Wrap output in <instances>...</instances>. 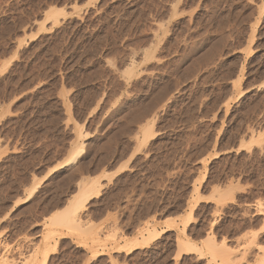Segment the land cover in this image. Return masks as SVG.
<instances>
[{"label": "rangeland", "instance_id": "1", "mask_svg": "<svg viewBox=\"0 0 264 264\" xmlns=\"http://www.w3.org/2000/svg\"><path fill=\"white\" fill-rule=\"evenodd\" d=\"M263 227L264 0H0V264H261Z\"/></svg>", "mask_w": 264, "mask_h": 264}, {"label": "bare ground", "instance_id": "2", "mask_svg": "<svg viewBox=\"0 0 264 264\" xmlns=\"http://www.w3.org/2000/svg\"><path fill=\"white\" fill-rule=\"evenodd\" d=\"M45 15H46V17H47V19H50V20H52V22H53V25L54 26H56V25H58L59 23H60V17H62V18H66L67 16H68V13H67V11H66V9L65 8H57V7H51V8H49L47 11H46V13H45ZM52 27V26H51ZM42 28H45V27H42ZM45 30V29H44ZM24 44V43H23ZM82 46V45H81ZM86 46V45H85ZM92 50V49H91ZM46 54V53H45ZM135 62V61H134ZM133 61H132V64L134 63ZM75 63V62H74ZM131 73V72H130ZM147 84V83H146ZM70 86V85H69ZM95 96V95H94ZM93 97V96H92ZM152 129V128H151ZM152 130H149V129H147L146 131H145V141L146 140H149L150 138H152V136H153V134L154 133H152L151 132ZM85 134V133H84ZM83 145H81V146H77V149H76V151L74 152V154H73V157L71 158V161L73 160V162H75L78 158H79V156L81 155V153L83 152ZM112 176H113V174H112ZM106 177H109V175L107 176V175H105L104 173L102 174V176H99L98 177V175H97V177H95V178H88L87 177V179H82V181L79 183V189L77 190V194H76V196H74L73 197V199H75V201H76V199H77V197H79L80 198V200H79V202L80 201H87V200H89V199H91L93 196L95 197V195H98L99 196V194H100V192H102L101 190H102V188L104 187V183H103V179L104 178H106ZM111 177V176H110ZM110 177H109V180H110ZM112 178V177H111ZM46 179V178H45ZM107 180H108V178H107ZM112 180V179H111ZM107 182H109V181H107ZM107 184V183H106ZM105 184V185H106ZM37 187H38V185H37ZM34 190V189H33ZM32 193V192H31ZM97 197V196H96ZM221 197L222 196H219V198L218 199H221ZM223 198V197H222ZM222 200V199H221ZM74 201V200H73ZM77 202L78 201H76V203L75 204H77ZM74 203V202H73ZM85 203V202H84ZM83 203V204H84ZM79 205V204H78ZM81 205H82V203H81ZM83 207H84V205H82ZM83 207H81V208H83ZM78 208V207H77ZM76 210V209H75ZM74 210V212H76ZM80 210V209H79ZM73 211V210H72ZM81 211H82V209H81ZM77 213H79V212H76V214ZM169 214V213H168ZM71 215H72V213L71 214H69L66 218H64V219H62V220H59V223L57 222V224H61V225H73V224H76V223H79V222H70L71 221V218H72V220L74 221L75 219H74V217H71ZM74 215V214H73ZM78 215V214H77ZM76 216V215H75ZM79 216V215H78ZM77 218H79V217H76V220L77 221H79L80 219H81V217H80V219L78 220ZM188 222V221H187ZM186 222V223H187ZM189 223V222H188ZM264 228V227H263ZM161 233H163V232H161ZM145 242H147V241H145ZM182 243H183V245L184 246H186V245H188L187 244V241L186 240H183V241H181ZM186 243V244H185ZM215 244L216 243H214V245H212L211 243L208 245L209 246V248H208V250L211 252L210 254H213V256H215L216 255V250L214 251V247H215ZM2 245V244H1ZM182 246V245H181ZM186 247H189V246H186ZM190 247H191V245H190ZM189 247V248H190ZM193 247V246H192ZM192 247H191V249L190 250H194V248L192 249ZM9 248V247H8ZM1 249H4L5 251L4 252H6L7 250H9V251H11L10 250V248L9 249H7L6 248V246H5V248L3 247V245H2V247H1ZM189 250V249H188ZM197 250V249H196ZM15 251H17V250H15ZM9 254H10V252H9ZM6 255H7V253H6ZM11 255H14V252H13V254H11ZM18 255H20V254H18ZM23 255V254H22ZM21 256V255H20ZM4 256L2 255V264H14L13 262H10L9 260H7L8 258H3ZM47 258V257H46ZM4 259V260H3ZM28 260V259H27ZM26 260V261H27ZM14 261V260H13ZM29 262V261H28ZM261 264H264V262H262Z\"/></svg>", "mask_w": 264, "mask_h": 264}]
</instances>
